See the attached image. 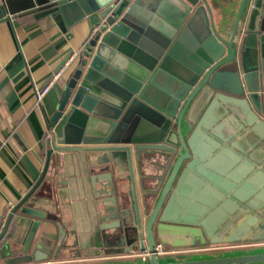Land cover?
Here are the masks:
<instances>
[{
    "label": "water",
    "instance_id": "obj_1",
    "mask_svg": "<svg viewBox=\"0 0 264 264\" xmlns=\"http://www.w3.org/2000/svg\"><path fill=\"white\" fill-rule=\"evenodd\" d=\"M215 4L3 0L8 14L50 15L62 32L98 17L48 118L42 172L0 229L6 264L37 260L38 249L27 252L38 221H24L13 243L20 255L6 233L17 212L44 217L23 203L55 151L89 153L104 168L93 179L107 183L113 251L152 252L122 264H264V250L154 254L156 239L171 248L165 254L264 240V0H229L218 11Z\"/></svg>",
    "mask_w": 264,
    "mask_h": 264
},
{
    "label": "crops",
    "instance_id": "obj_2",
    "mask_svg": "<svg viewBox=\"0 0 264 264\" xmlns=\"http://www.w3.org/2000/svg\"><path fill=\"white\" fill-rule=\"evenodd\" d=\"M227 1L216 0V11ZM0 8L1 229L10 209L31 189L42 172L51 131L47 121L78 58L39 102L35 90L67 54L82 49L98 17L87 16L62 32L50 15H10L3 7V0H0ZM95 161L94 155L83 151L53 153L46 175L23 203L42 211L44 217L17 212L6 233V239L13 244L24 228V221H38L27 252L38 249L37 260L27 264H122L148 258L144 254L124 255L113 251L116 245L109 235L112 230L105 227L110 221L104 219L107 212L102 203L107 183L93 179L104 172ZM156 243L159 240L156 239ZM210 246L214 245H206ZM13 247L14 255H20L22 246L13 244ZM186 249L189 248L174 249L181 250L175 255L182 257L173 259L218 255H199L198 252L206 250L204 248L192 252H185ZM0 264H6V260L0 259Z\"/></svg>",
    "mask_w": 264,
    "mask_h": 264
},
{
    "label": "built area",
    "instance_id": "obj_3",
    "mask_svg": "<svg viewBox=\"0 0 264 264\" xmlns=\"http://www.w3.org/2000/svg\"><path fill=\"white\" fill-rule=\"evenodd\" d=\"M79 52L80 51H72L67 54L61 61L60 65L49 75L44 84L35 90V97L37 102L42 99V97L47 93L50 87L63 75V73L71 66L75 59L78 58ZM48 135H51V131L48 133ZM3 223L4 221L2 222L1 227ZM165 253L166 251H164V246L161 243H157L154 248V254L162 255ZM151 254L152 252H150L149 250H145L144 252V255L146 256H149Z\"/></svg>",
    "mask_w": 264,
    "mask_h": 264
},
{
    "label": "rangeland",
    "instance_id": "obj_4",
    "mask_svg": "<svg viewBox=\"0 0 264 264\" xmlns=\"http://www.w3.org/2000/svg\"><path fill=\"white\" fill-rule=\"evenodd\" d=\"M264 250V241H244V242H232V243H224L218 244L214 249L202 250L198 252L199 255L204 253L208 254H226V253H239V252H253ZM162 260H169L173 258H181L182 256H177L175 254H162L157 256ZM147 259V257H144Z\"/></svg>",
    "mask_w": 264,
    "mask_h": 264
},
{
    "label": "flooded vegetation",
    "instance_id": "obj_5",
    "mask_svg": "<svg viewBox=\"0 0 264 264\" xmlns=\"http://www.w3.org/2000/svg\"><path fill=\"white\" fill-rule=\"evenodd\" d=\"M160 243V242H159ZM157 244V243H156ZM171 250V248L167 247L166 245H164V251H169ZM158 256V255H157Z\"/></svg>",
    "mask_w": 264,
    "mask_h": 264
}]
</instances>
